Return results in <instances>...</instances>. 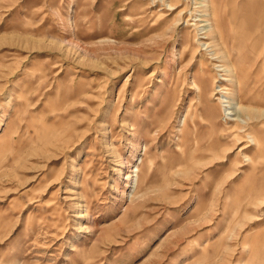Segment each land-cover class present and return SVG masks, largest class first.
Listing matches in <instances>:
<instances>
[{
	"label": "rangeland",
	"instance_id": "rangeland-1",
	"mask_svg": "<svg viewBox=\"0 0 264 264\" xmlns=\"http://www.w3.org/2000/svg\"><path fill=\"white\" fill-rule=\"evenodd\" d=\"M226 1L0 0V264H264V55Z\"/></svg>",
	"mask_w": 264,
	"mask_h": 264
},
{
	"label": "crops",
	"instance_id": "crops-1",
	"mask_svg": "<svg viewBox=\"0 0 264 264\" xmlns=\"http://www.w3.org/2000/svg\"><path fill=\"white\" fill-rule=\"evenodd\" d=\"M237 6L242 5V14L237 11L234 13V17L230 16V9L227 8V17L230 23L233 24V28H236L237 21L247 20L249 24L243 27V33L237 30L244 39H248L250 50L255 55H260L264 52V29L260 25V20L263 17L264 20V0H235ZM227 6L229 1H226ZM257 4V5H256ZM232 17V18H231ZM251 28V29H250ZM251 30V31H250ZM255 34L252 39V34ZM263 56V55H262ZM264 58V56H263Z\"/></svg>",
	"mask_w": 264,
	"mask_h": 264
},
{
	"label": "bare ground",
	"instance_id": "bare-ground-1",
	"mask_svg": "<svg viewBox=\"0 0 264 264\" xmlns=\"http://www.w3.org/2000/svg\"><path fill=\"white\" fill-rule=\"evenodd\" d=\"M229 1V5H228V8L230 9V16H232V17H234L235 15H234V13L237 11L238 13H241L242 14V12H243V10H245V8L243 9V6L242 5H239V6H237V4H236V2H235V0H228ZM201 3V2H200ZM203 3H201L200 5H202ZM208 5V4H207ZM206 5V6H207ZM257 5V4H256ZM171 9H174L173 8V6L171 5V4H168V10H171ZM201 13V12H200ZM205 14V13H204ZM210 14V13H209ZM198 16V15H197ZM210 16V15H209ZM231 17V18H232ZM198 19V18H197ZM199 21H203L204 22V20H201L200 19V17H199V19H198ZM261 20H263V17L261 18ZM197 21V20H196ZM264 21V20H263ZM207 22V21H206ZM210 23V22H209ZM260 23V25H261V27L264 29V22H259ZM198 24H200V23H198ZM204 24V23H203ZM249 24V22L247 21V20H244V21H242L241 19L239 20V21H237V25H236V27L238 26L240 29V32H242L243 33V27L244 26H247ZM201 25V24H200ZM201 26H204L203 28H205L206 30H204V35L206 34H208L210 31H211V29H208L207 30V24H204V25H201ZM211 27V25H208V27ZM197 27H199V26H197ZM196 27V28H197ZM202 28V27H201ZM203 28L202 29H198V30H203ZM236 29H238V28H236ZM202 35V34H201ZM201 45L203 46V45H207V42L205 43H201ZM207 50V49H206ZM212 55V54H211ZM217 55V54H216ZM215 55V56H216ZM263 55H264V52H263ZM214 58V57H213ZM217 58V57H216ZM221 67H222V65H221ZM232 68V67H231ZM222 69H223V67H222ZM233 69V68H232ZM226 69H224L223 71H225ZM219 72V71H218ZM234 73V72H233ZM220 75V74H219ZM222 80H231V79H228V78H224V79H222ZM231 100V99H230ZM220 102H225V101H220ZM238 103V102H237ZM227 104V103H226ZM229 104V103H228ZM233 104V103H232ZM232 104H229V105H232ZM235 104V103H234ZM228 105V106H229ZM238 105V104H237ZM226 106V105H225ZM239 106V105H238ZM237 106V107H238ZM224 107V106H223ZM222 109H224L223 110V114L225 115V117L226 116H228V115H233V116H236L235 118H232V119H229L230 121H234V122H237V127L239 128V130H241L242 129V127H239V125H241L242 123H244L245 122V120H246V118L245 117H243V118H240L239 117V115H240V113H241V111H243V109H242V107L241 106H239V108L238 109H236V107H227L226 106V109L225 108H222ZM229 109L231 110V112L229 111ZM239 109H242V110H239ZM234 111V113L232 114V112ZM244 114V113H243ZM231 117V116H230ZM252 138V137H251ZM253 142H255V139L254 138H252L251 139ZM254 144V143H253ZM135 171V170H134Z\"/></svg>",
	"mask_w": 264,
	"mask_h": 264
}]
</instances>
